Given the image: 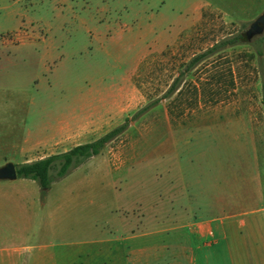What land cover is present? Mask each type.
I'll return each instance as SVG.
<instances>
[{
	"label": "rangeland",
	"instance_id": "374dc122",
	"mask_svg": "<svg viewBox=\"0 0 264 264\" xmlns=\"http://www.w3.org/2000/svg\"><path fill=\"white\" fill-rule=\"evenodd\" d=\"M263 11L264 0H0V167L71 148L31 149L71 108L105 112L92 140L148 106L45 194L33 179L0 180V264L15 247L24 262L41 232L49 251L122 235L119 217H154L203 155L246 160L256 143L264 160V33L187 71Z\"/></svg>",
	"mask_w": 264,
	"mask_h": 264
},
{
	"label": "crops",
	"instance_id": "0c3cea01",
	"mask_svg": "<svg viewBox=\"0 0 264 264\" xmlns=\"http://www.w3.org/2000/svg\"><path fill=\"white\" fill-rule=\"evenodd\" d=\"M83 115L72 108L60 113L31 149L96 139L87 137L104 125L105 112ZM253 146L256 155L246 160L201 156L199 170L175 177L168 205L157 204L154 217L143 214L137 225L119 217L120 236L65 238L66 250L49 251V236L41 232L26 245L24 262L19 247L8 258L11 264H264V160Z\"/></svg>",
	"mask_w": 264,
	"mask_h": 264
},
{
	"label": "trees",
	"instance_id": "16d2710c",
	"mask_svg": "<svg viewBox=\"0 0 264 264\" xmlns=\"http://www.w3.org/2000/svg\"><path fill=\"white\" fill-rule=\"evenodd\" d=\"M246 42L249 41L245 33L228 36L206 51L195 55L189 61L187 71L192 70L203 60L213 56L223 49ZM258 52L259 55H262L261 50ZM178 81L179 79L172 84L166 97H169L170 94L177 89ZM147 109L148 106H145L138 110L132 119L139 118L145 111H147ZM132 119L127 118L123 123L109 130L102 136L90 142L78 144L67 151L51 154L33 161L16 164L18 177L36 180L41 186L43 194H45L51 188L54 180L65 177L71 169L83 164L89 158L100 154L107 144L128 129Z\"/></svg>",
	"mask_w": 264,
	"mask_h": 264
},
{
	"label": "water",
	"instance_id": "95a60500",
	"mask_svg": "<svg viewBox=\"0 0 264 264\" xmlns=\"http://www.w3.org/2000/svg\"><path fill=\"white\" fill-rule=\"evenodd\" d=\"M264 33V11L250 24L246 31L248 41ZM18 178V171L14 162H7L0 167V180H15Z\"/></svg>",
	"mask_w": 264,
	"mask_h": 264
}]
</instances>
